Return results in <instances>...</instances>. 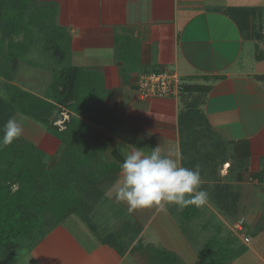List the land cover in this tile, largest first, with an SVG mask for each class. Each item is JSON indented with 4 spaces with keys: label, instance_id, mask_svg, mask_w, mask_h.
<instances>
[{
    "label": "crops",
    "instance_id": "obj_1",
    "mask_svg": "<svg viewBox=\"0 0 264 264\" xmlns=\"http://www.w3.org/2000/svg\"><path fill=\"white\" fill-rule=\"evenodd\" d=\"M39 1L56 4L58 24L68 33L66 62L89 71L105 95L106 110L98 111L95 121L87 120L104 134V152L112 153L110 160L101 156L102 162L116 165L113 172H119L123 151L135 146L150 152L160 145L165 154L179 151L184 167L199 165L204 168L201 173H219L226 183L243 180L246 188L255 183L259 202L251 228H258L256 234L262 236L253 245L251 239L241 243L247 246L246 253L264 264V39L257 36L264 35V14L254 13L263 9L264 1ZM230 8L253 10V14L238 25L226 13ZM125 69L129 72L123 74ZM143 71H175L186 84L208 86L204 102L198 105L205 124L194 127L195 133L180 131L179 116L186 107L178 96L139 99L137 78ZM150 227L145 221L141 233ZM155 238V242L140 239L142 245L136 239L120 254L79 215L70 213L46 229L20 258L14 255L13 261H7L0 255V260L2 264L25 259L26 264H141L134 254L139 249L151 264H158L155 250L176 254L164 247L159 236Z\"/></svg>",
    "mask_w": 264,
    "mask_h": 264
},
{
    "label": "trees",
    "instance_id": "obj_2",
    "mask_svg": "<svg viewBox=\"0 0 264 264\" xmlns=\"http://www.w3.org/2000/svg\"><path fill=\"white\" fill-rule=\"evenodd\" d=\"M56 11L57 7L53 2L0 0V53L5 50L7 57H22L33 44L32 28L38 26L51 28L52 56L62 62L67 55L68 33L62 26L52 23ZM226 13L241 25L242 18L248 20L253 10L230 8L226 9ZM18 36L21 37L20 40L15 39ZM257 36L264 39L262 33ZM126 72L129 70L125 69L123 74ZM4 77L10 80L8 74L5 73ZM93 79L94 76L87 70L70 65L62 66L55 73L54 81L45 96L5 82L7 101L0 100V128L17 110L43 125L63 145L59 161L50 168L44 161L45 153L23 137L0 148V250L9 257L8 261L12 260L10 254L13 255L12 251L23 238H28L32 244L46 228L62 221L70 213L79 215L102 242L112 245L120 254L128 247L127 222L120 229L97 233L96 226L86 214L90 207L87 198L75 195L78 192L98 199L102 192L96 183L116 169V165L102 162L101 156L106 148L104 134L87 122L95 121L98 111L102 113L106 110V105L102 102L105 95L100 94L101 85L93 82ZM208 89L204 85H182L180 93L183 91L187 95L182 98L186 111L179 116L181 132L195 133L194 127L205 124L206 120L198 105L204 102ZM81 92L86 93L83 95ZM64 108L68 109L69 114L62 121L63 128H60L56 122L63 119ZM13 185H17V188L13 189ZM211 194L218 203H223L224 210L233 212L236 209L234 203L239 193L233 184H216ZM167 209L170 213H179L185 223L191 222L201 213V207L194 205L182 210L175 205H168ZM205 225H212L211 229H215V232L199 250V263L228 264L247 251L244 244L234 245L236 238H220V225L209 221ZM130 230L132 235L138 233V229L132 230L130 227ZM154 255L158 264L179 263L178 256L169 251L155 250Z\"/></svg>",
    "mask_w": 264,
    "mask_h": 264
},
{
    "label": "rangeland",
    "instance_id": "obj_3",
    "mask_svg": "<svg viewBox=\"0 0 264 264\" xmlns=\"http://www.w3.org/2000/svg\"><path fill=\"white\" fill-rule=\"evenodd\" d=\"M261 11L262 14H264V7L263 9L254 10V13L257 14ZM52 23L60 26L57 20V11L52 18ZM1 24L2 23L0 21V36L2 35ZM32 32L33 44L22 57H7L5 50L0 53V72L2 73V75H0V97H2L0 100L3 102L7 101V92L5 89L6 81L18 87L29 90L37 95L45 96L50 90V86L54 81L57 70L62 66L69 65L66 62V57L61 62L52 56L53 53L50 46V40L53 32L51 28L48 29L35 26V28H32ZM20 38L21 37L18 36L15 39L20 40ZM5 73L9 75L10 80H7L6 77H4ZM262 82L263 81H261L260 85H263L264 82ZM81 93L84 95L86 92ZM186 95L187 93L182 91V93H179L178 97L183 98V96ZM62 114L63 119L56 122L60 128H63L64 126L62 121L68 118V109L64 108ZM11 118H14L21 123L23 127V134L21 137L45 153L44 161L46 162L48 168L52 167L59 161L63 145L58 138L48 133L43 125L27 116H24L17 110L13 112ZM211 135L212 134L208 135L209 141H212ZM204 138H206V136H204ZM196 149L197 148H195V150ZM125 152L126 151H123V155ZM118 153L121 154L120 151H118ZM110 154H112L110 151L103 152V159L110 160ZM204 167L206 166L204 165ZM200 170L203 172L204 168ZM235 170L236 167H234L233 171ZM242 171H244V167L242 168ZM231 173L232 171L230 174ZM247 173H249L248 170L245 174ZM216 174L219 173L212 175L201 173L203 180L201 187L207 191L208 201L204 206L201 207L200 215L189 223H185L177 212L170 213V215L167 213V211H158L156 214H153L152 211L156 210V208H142L129 211L126 204L116 203L114 199V187L120 178V171L105 175L102 177V180L99 179L96 185H98L100 191L102 192V196H100L98 199L96 197H88L87 195L83 196L78 192L75 193V195L76 197L78 196L80 198H87L86 200L90 204V207L86 210V214L89 217L90 222L96 226L97 233L104 234L116 229H120V226L127 222L129 225L127 232L128 235H126L127 239L129 240L128 245L135 242L136 239L139 241L141 239L143 240L142 242L148 241L150 239L151 242H155L157 241L155 238L157 235V237L159 236L161 239L160 241L165 244L164 247L176 252L179 258L178 264H201L197 259V254L199 250L203 248L207 238H209L215 232V229H211L212 225H205L208 221L212 224L221 226V233L219 234L220 238H236L234 242L235 246L242 245L241 242L243 235L248 236L251 239V245L257 242L256 240H258V237L262 236L260 234H256L258 228L255 230L256 232L253 230V228H251L255 215L258 212L257 210H254V207L259 202L257 197L258 194L254 190V186L257 185L253 183L251 184L254 185L252 188H246L244 185L245 182L243 180H241L240 184L230 182L234 184L235 190L239 193V196L235 199L234 203L236 209H234L233 212H230L222 208L223 203H218L212 197L211 192L213 187L216 184L226 183L225 179H221V177ZM237 186L239 187L237 188ZM12 188L16 189L17 185H13ZM75 195L73 194V196ZM244 205L246 207L245 210L243 209ZM263 210L264 209H262V211ZM151 215L152 218H149ZM49 220H52L51 217ZM148 220L152 227L146 229L145 233H141L142 225ZM238 220H241L240 222L242 223L241 231L237 230L235 227V224ZM130 227H132V230L138 229V233L132 235ZM133 227H135V229ZM152 228L155 230L153 231ZM75 231L80 239H83L81 231ZM34 242H36V240H34L33 243ZM139 244H141V241ZM30 246V240H28V238H23L20 241L19 246L12 251L13 255L10 254V257L16 255V259L20 258V255H24L25 249H28ZM135 248L140 247L136 246ZM138 250L139 249L134 251V254L138 253V258L141 264H151L150 258L147 257L144 252H140ZM245 253L228 264H261L259 261L255 260V256H253V254ZM0 255L1 258L8 261L9 257L2 253L1 250ZM2 261L0 260V264H2ZM26 263H28V259L18 261L15 264ZM133 264L137 263L134 262Z\"/></svg>",
    "mask_w": 264,
    "mask_h": 264
},
{
    "label": "clouds",
    "instance_id": "obj_4",
    "mask_svg": "<svg viewBox=\"0 0 264 264\" xmlns=\"http://www.w3.org/2000/svg\"><path fill=\"white\" fill-rule=\"evenodd\" d=\"M2 98V97H0ZM0 132V148L7 147L23 134V127L14 118H9ZM124 153L120 164V178L114 187L116 203H124L129 211L142 208H156L166 211L168 205L178 209L194 205L204 206L208 193L203 183L199 165L184 167L179 151L163 153L160 145L145 152L132 146Z\"/></svg>",
    "mask_w": 264,
    "mask_h": 264
},
{
    "label": "built area",
    "instance_id": "obj_5",
    "mask_svg": "<svg viewBox=\"0 0 264 264\" xmlns=\"http://www.w3.org/2000/svg\"><path fill=\"white\" fill-rule=\"evenodd\" d=\"M184 84L175 71H143L137 78V97L141 100L154 98H173L180 93ZM237 230H242V223L235 224ZM250 238L243 235L242 242L248 243Z\"/></svg>",
    "mask_w": 264,
    "mask_h": 264
}]
</instances>
